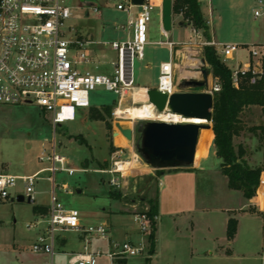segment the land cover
<instances>
[{"label": "rangeland", "instance_id": "1", "mask_svg": "<svg viewBox=\"0 0 264 264\" xmlns=\"http://www.w3.org/2000/svg\"><path fill=\"white\" fill-rule=\"evenodd\" d=\"M96 1L101 4L98 11L82 5L80 0H71V5L79 7H75L74 17L69 22L80 37L90 34L93 40L100 42L89 46L93 62L80 68L110 74L116 67L112 62L118 59L111 42L132 36L134 27L128 25L127 11L118 10L113 5H103V0ZM201 4L210 33L216 34L217 41L222 43H239L234 41L238 40L237 35L241 33L245 37L253 26L264 19V0H201ZM137 10L135 7L132 12L136 13ZM179 19L184 20V14L173 13L174 28L169 36H165L161 31L160 12L156 11L149 25V39L152 42L145 47V58L134 59L133 87L123 97L103 86L97 87L90 93L91 106L78 108V116L74 121L55 127L51 113L34 102L0 106V172L35 174L39 177L34 184L35 200L28 202L10 198L0 203V264H51L50 256L32 251L36 230L29 229L27 224L35 221V205H51L53 189L65 208H78L81 211L85 225H95L110 218L109 237L120 241L140 239V232H137L139 237H127L131 229L138 230L133 213L147 211L149 204L146 199L156 196L158 188H161L158 193V218L161 225L158 253L150 252L148 237L146 251L123 264H264V222H257L259 224L255 226L251 220L242 218L240 234L235 242L229 244L222 238L224 215L227 214L223 209L237 205L239 197L244 201L246 199L240 191L229 188L227 177L222 172L209 169L211 164L221 166L216 158L214 137L207 149L211 129L200 130L198 158L206 150L208 152V161L201 169L177 167L165 168L160 172L144 160L136 147L141 135L139 128L147 119L122 118L116 114L120 106L143 104L135 101L136 88L153 86H140L139 83L149 79L158 82L160 64L170 58L171 47L159 41L173 40L178 43L176 47L181 51L176 59L177 77H184L186 70L202 67L201 61H194L191 54L197 55L196 50L202 48L201 41L205 40L203 30H200V36L192 27H183L179 32ZM243 48L238 52V59L245 61L249 54ZM201 53L205 56L204 48ZM227 62L231 66L236 63ZM196 71L199 76L202 75ZM209 72L212 74L211 69ZM106 105L112 107L109 115L104 112ZM94 108L104 112L106 118H91L90 110ZM244 119L246 129L236 137V142H243L247 146V160L251 165L261 164L264 161V140L260 139L259 132L250 130V127L264 123V114L260 108H254L244 115ZM117 122L133 129L134 140L123 135L116 126ZM54 147L57 153L66 156L67 165L78 168L76 172L50 171L52 162L48 156L53 154ZM129 160H136V168L124 175L116 173L120 186L112 185V174L105 170L115 168L116 161ZM57 164L60 166V163ZM159 174L165 183L161 187L157 178ZM52 175L55 177L54 188ZM25 188V182L19 180L12 193ZM78 189L81 191L78 192ZM259 200L263 201L262 198ZM195 202L199 207H209V211L206 214L197 213L192 208ZM132 203L135 206L129 205ZM192 215L198 217L199 230L197 227L192 228ZM207 223L212 226L210 232L207 231ZM62 235L67 237L66 246L63 247L60 244ZM106 243V240L94 238L90 248L99 247L106 251ZM228 247L232 248L233 253H227ZM72 248H80V240L75 232L57 234L53 264H70L67 251ZM99 264H109L108 257L102 255Z\"/></svg>", "mask_w": 264, "mask_h": 264}, {"label": "built area", "instance_id": "2", "mask_svg": "<svg viewBox=\"0 0 264 264\" xmlns=\"http://www.w3.org/2000/svg\"><path fill=\"white\" fill-rule=\"evenodd\" d=\"M70 1L0 0V106L34 102L51 113L55 127L76 120L78 108H89L90 93L97 87L103 86L121 97L133 87L134 59H144L145 47L152 42L149 39V25L156 11L160 12L161 31L168 36L162 23L163 0H144L142 4H134L132 0H103V5H113L118 10L128 12V25L134 27L133 35L125 40L111 42L112 48L118 53L117 61L112 62L116 66L113 73L81 69V65L93 62L89 46L100 42L93 40L90 34L79 36L74 25L69 22L74 17L75 7L79 6L71 5ZM96 3L86 7L98 11L101 4ZM135 7L138 10L133 13L132 9ZM180 14L183 15V11ZM192 28L200 36V30L194 26ZM159 43H168L171 48L176 46L172 40ZM201 45L202 48L196 50L194 61L199 63L201 56L205 58L201 53L205 45L215 46L231 69L233 86L236 88L240 87L242 78L248 73H252V83L264 75V51L260 45L243 46L249 54L245 61L238 59V52L242 48L239 43H222L211 39L201 41ZM177 55L176 51L169 60L160 64L156 87L169 95L178 90ZM227 60L236 63L231 66ZM206 64L210 70V64L207 61ZM220 89L221 83L217 78L210 82L213 93ZM48 159L52 162L49 169L53 173L63 170L72 174L78 170L67 165L66 156L57 153L55 147ZM117 162L115 168L105 171L112 174L111 184L118 187L120 183L115 174L124 175V172L118 170ZM38 178L35 174L21 176L0 172V203L12 198V190L18 186L19 180L25 182L26 198L35 200L34 184ZM52 179L54 188L56 185L53 175ZM133 215L141 234L140 239L114 240L109 237L107 221L85 225L81 220V211L78 208H65L53 189L48 212L42 218L27 224L29 229L35 228L39 223L46 224L45 230L34 241L32 251L50 256L53 264L57 234L61 230H73L82 235L85 245L83 251L70 253V264H99L102 255L108 257L109 264H123L126 259L146 251L148 237L152 232V218L146 211H135ZM155 219L157 220V216ZM94 238L106 240L108 249L104 251L98 247L91 250Z\"/></svg>", "mask_w": 264, "mask_h": 264}, {"label": "trees", "instance_id": "3", "mask_svg": "<svg viewBox=\"0 0 264 264\" xmlns=\"http://www.w3.org/2000/svg\"><path fill=\"white\" fill-rule=\"evenodd\" d=\"M200 0H173V12L184 13V22H190L192 26L203 30L205 40H211L208 21L202 12ZM206 61L211 66L214 78L221 83V89L214 92L213 125L212 133L215 134L214 144L216 154L221 159V172L227 177L228 186L238 190L246 200L258 195L263 199L264 195V161L261 164L251 165L247 160L248 148L243 142H236L244 130V115L249 110L260 108L264 114V75L255 83L250 81L252 73L242 78L239 88L233 86L232 71L224 62L213 45L204 46ZM111 105L104 107L106 114H111ZM91 118L104 120L106 115L99 109H91ZM250 130L259 132L260 139L264 140V123L255 124ZM214 131V132H213ZM161 172L163 169H157ZM149 209L146 211L152 218V232L149 236L150 252L156 251V230L158 215V191L156 196L147 197ZM40 206H35L37 211ZM46 210V208H45ZM238 229V219L231 217L228 222L227 236L233 239Z\"/></svg>", "mask_w": 264, "mask_h": 264}, {"label": "water", "instance_id": "4", "mask_svg": "<svg viewBox=\"0 0 264 264\" xmlns=\"http://www.w3.org/2000/svg\"><path fill=\"white\" fill-rule=\"evenodd\" d=\"M81 1L85 6L97 4L94 0ZM132 1L134 4L144 2V0ZM162 23L167 32L172 30L173 0H163ZM200 60L202 67L196 70L201 72V78L182 80L178 85V90L171 95L160 91L157 87L146 89L148 101L154 105L157 111L177 113L186 118L205 119L208 122L143 121L139 128L141 135L137 140L136 147L144 160L155 169L193 167L200 130L212 127L214 93L210 90L206 59L201 56ZM116 126L129 140H134L132 128L123 127L119 122L116 123ZM15 199L32 202L31 197L26 198L25 193H19Z\"/></svg>", "mask_w": 264, "mask_h": 264}, {"label": "crops", "instance_id": "5", "mask_svg": "<svg viewBox=\"0 0 264 264\" xmlns=\"http://www.w3.org/2000/svg\"><path fill=\"white\" fill-rule=\"evenodd\" d=\"M259 1L262 2V0H259ZM202 12H203L205 18H207L203 9H202ZM177 22H178V24H179V26L181 28L179 30V32L183 29V27H192L189 23L184 22L183 19H179V20H177ZM173 28H174V25H173ZM169 35H170V32L168 33V36ZM211 39L217 41L216 34L213 35V33H212L211 34ZM237 39L238 40H234V41L235 42L239 41V43H242L241 45L244 46V47H247L248 45L256 44V45H260L262 47V50L264 51V19L261 20L260 23H258L256 26H253L251 31H249V33L245 37H244V34H241V33L239 35H237ZM175 43H176V45L178 44L177 42H175ZM176 51L178 53V55H177V57H178L181 50L178 49L176 46H174L173 48L170 47V57L173 54H175ZM169 59H167V60H169ZM142 60H144V59H142ZM167 60H164V61H167ZM146 65H145V67H146ZM209 77H210V82H212L214 80V76L210 72H209ZM189 78H193V77H188V75H184V77H179L178 76L176 79H177V83L179 85L182 80L189 79ZM200 78H201V76H200ZM200 78H196V79H200ZM138 85L156 87L157 83L153 82L152 80L149 79V80H146L143 83H139ZM142 88L145 89L144 87H142ZM212 130L213 129L211 128V132H210V134L208 136V145H207V149L208 150H209V147L211 145L213 137H215V134L212 133ZM207 153L208 152L206 150L205 154L201 158H198V153H197L196 164L193 166L194 169L198 170V169H201L204 166L203 164L208 161V157H206ZM216 158L221 163V159L217 155H216ZM209 169L213 170L214 172H219V173L221 172L219 164H211L209 166ZM6 172H8V171H6ZM23 175H25V174H23ZM23 175H21V176H23ZM48 177L50 178V176H48ZM157 178H158V183H159L160 187L162 185H165L163 180H161V178H160V174L157 176ZM159 178H160V181H159ZM160 189L161 188H158V193H159ZM24 192H25L24 189L23 190H19V189L15 190V192L12 193V199H15L19 193H24ZM15 195H16V197H15ZM145 198L146 197H144L143 199H145ZM238 200H239V203L237 205L235 204L233 206H230L228 208L223 209L224 211L225 210L227 211V214L224 215V220H223L224 234L222 235V238L224 240H227L229 242V244H232L233 242H235V240L239 236L240 230H241V219L242 218H247V219L251 220L252 224H254L255 226L257 224H259L257 222H264V195H263V201L259 200L258 195L256 197L250 199V200L244 201L240 197L238 198ZM129 205L135 206L134 203L129 204ZM251 205L253 207H251ZM35 206H40V208L37 211H35L34 210ZM35 206L33 207V212H34V217H35V221H36L37 219L42 218V215H44V214H46L48 212V209H49L50 205L47 206L46 204L41 203V204H37ZM193 207H194V209H193L194 211H197V213L201 212V214H206L209 211V209H210L207 206L199 207L198 205H196V202H195V206H192V208ZM45 208H46V210H45ZM214 209L215 208H211V210H214ZM158 216L159 215H157L156 251H155L156 253L155 254L158 253L157 252V247L159 246V244L161 242V225H160ZM195 217H196L195 215H192V217H191L192 224L191 225H192L193 229H195V227H197V229H198L200 227V225L198 224V220H197L198 217H196V218ZM231 217H235V218L238 219V229H237L236 235L234 236L233 239H229L228 236H227L228 222H229V219ZM81 220H82V222L84 224H86V222L84 220V217H82V215H81ZM106 221L109 223V225L112 224V220L110 218H107ZM45 227H46L45 223H39L35 227L36 239L45 230ZM206 227H207V231L210 232L212 226L209 223H207ZM138 230L137 229H131L128 232L127 237H135L136 235H138L137 234V232H139ZM67 231L75 232L76 235H77V239L80 240V248L79 249H76V248L69 249L67 251V253L70 255V253H73V252L83 251L85 242H84V239H83L82 235L79 232H76V231H73V230H61L60 232H67ZM139 235H138V237H139ZM140 237H141V235H140ZM129 239H131V238H129ZM66 243H67V237L65 235H62L61 238H60L61 246L62 247L66 246ZM108 246H109L108 243H106L105 244V249H108ZM227 253H233V250H232L231 247L227 248ZM127 260L128 259L123 261V263H125Z\"/></svg>", "mask_w": 264, "mask_h": 264}, {"label": "bare ground", "instance_id": "6", "mask_svg": "<svg viewBox=\"0 0 264 264\" xmlns=\"http://www.w3.org/2000/svg\"><path fill=\"white\" fill-rule=\"evenodd\" d=\"M193 59H195V55L191 54ZM186 75L188 77H193V78H200V76L197 74L198 72L196 70H186ZM134 97L136 102H141L143 103L142 105H133V106H120L117 109L116 114L119 117L122 118H130V119H147V120H164V121H197V122H204L208 123L207 120L205 119H195V118H186L183 117L180 114L177 113H171V112H159L156 110L154 105L152 103L146 102L147 92L146 89H143L142 87L136 88L134 92ZM207 128H212V127H207ZM200 135V134H199ZM198 143H199V138H198ZM198 143H197V148H196V157H195V164H196V159H197V153H198ZM136 160H129V161H119L117 162L118 170L123 171L124 173H128L132 171L133 169L136 168L135 164ZM139 164V162H138Z\"/></svg>", "mask_w": 264, "mask_h": 264}]
</instances>
